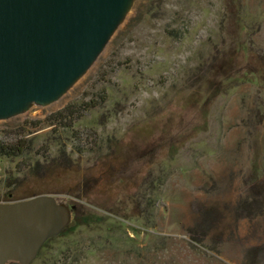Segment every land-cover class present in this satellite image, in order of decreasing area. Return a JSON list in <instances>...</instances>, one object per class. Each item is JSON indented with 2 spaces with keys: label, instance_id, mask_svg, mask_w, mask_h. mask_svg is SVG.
Instances as JSON below:
<instances>
[{
  "label": "rangeland",
  "instance_id": "obj_1",
  "mask_svg": "<svg viewBox=\"0 0 264 264\" xmlns=\"http://www.w3.org/2000/svg\"><path fill=\"white\" fill-rule=\"evenodd\" d=\"M67 107L71 128L47 124ZM0 141L28 146L0 149V202L72 207L30 264H264V0H130Z\"/></svg>",
  "mask_w": 264,
  "mask_h": 264
},
{
  "label": "water",
  "instance_id": "obj_2",
  "mask_svg": "<svg viewBox=\"0 0 264 264\" xmlns=\"http://www.w3.org/2000/svg\"><path fill=\"white\" fill-rule=\"evenodd\" d=\"M130 0H0V118L59 96L96 57ZM54 195L0 202V264H30L71 222Z\"/></svg>",
  "mask_w": 264,
  "mask_h": 264
},
{
  "label": "trees",
  "instance_id": "obj_3",
  "mask_svg": "<svg viewBox=\"0 0 264 264\" xmlns=\"http://www.w3.org/2000/svg\"><path fill=\"white\" fill-rule=\"evenodd\" d=\"M67 110H69V108H63L59 111H57L56 113L52 114V118L49 117L48 120L46 121L47 124L49 125H57L58 127H61L63 129H69L72 127V122H73V117H72V110H69V112H67ZM69 113V114H68ZM0 149L4 151V153H10L11 154H19L22 155L27 149L28 146L25 144H20V143H16V145H14L13 147H10L8 144H4L2 141H0ZM258 191V190H257ZM255 191V192H257ZM254 192V193H255ZM33 195H26L24 197H18V198H12V196L10 197L7 194V197L5 200L8 201H14V200H18V199H23V198H27V197H31Z\"/></svg>",
  "mask_w": 264,
  "mask_h": 264
},
{
  "label": "flooded vegetation",
  "instance_id": "obj_4",
  "mask_svg": "<svg viewBox=\"0 0 264 264\" xmlns=\"http://www.w3.org/2000/svg\"><path fill=\"white\" fill-rule=\"evenodd\" d=\"M7 264H12V261H8Z\"/></svg>",
  "mask_w": 264,
  "mask_h": 264
},
{
  "label": "bare ground",
  "instance_id": "obj_5",
  "mask_svg": "<svg viewBox=\"0 0 264 264\" xmlns=\"http://www.w3.org/2000/svg\"><path fill=\"white\" fill-rule=\"evenodd\" d=\"M127 12V8H126V10H125V12L124 13H126Z\"/></svg>",
  "mask_w": 264,
  "mask_h": 264
}]
</instances>
